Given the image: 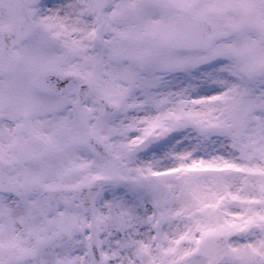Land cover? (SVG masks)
I'll return each instance as SVG.
<instances>
[{"label": "snow or ice", "instance_id": "snow-or-ice-1", "mask_svg": "<svg viewBox=\"0 0 264 264\" xmlns=\"http://www.w3.org/2000/svg\"><path fill=\"white\" fill-rule=\"evenodd\" d=\"M0 264H264V0H0Z\"/></svg>", "mask_w": 264, "mask_h": 264}]
</instances>
